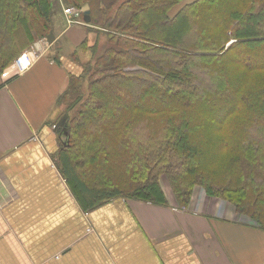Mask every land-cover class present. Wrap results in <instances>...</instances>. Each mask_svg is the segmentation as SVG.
Returning a JSON list of instances; mask_svg holds the SVG:
<instances>
[{"label": "trees", "instance_id": "obj_1", "mask_svg": "<svg viewBox=\"0 0 264 264\" xmlns=\"http://www.w3.org/2000/svg\"><path fill=\"white\" fill-rule=\"evenodd\" d=\"M54 1L0 0V74L48 37ZM64 2L89 4L87 25L108 38L103 52L81 45L91 59L59 99L58 164L84 209L167 205L166 175L180 206L202 186L264 230V0Z\"/></svg>", "mask_w": 264, "mask_h": 264}, {"label": "crops", "instance_id": "obj_2", "mask_svg": "<svg viewBox=\"0 0 264 264\" xmlns=\"http://www.w3.org/2000/svg\"><path fill=\"white\" fill-rule=\"evenodd\" d=\"M63 15L54 43L29 49L26 71L0 74V264H264V230L201 188L186 208L167 193V205L114 198L84 209L58 164L66 137L55 126L70 57L93 29Z\"/></svg>", "mask_w": 264, "mask_h": 264}, {"label": "rangeland", "instance_id": "obj_3", "mask_svg": "<svg viewBox=\"0 0 264 264\" xmlns=\"http://www.w3.org/2000/svg\"><path fill=\"white\" fill-rule=\"evenodd\" d=\"M188 1H191V0H184V3H187ZM66 7H68V5L64 2V0H55L53 2L52 11H51V17H52V20H53L54 25H58V24L63 25L64 24L65 26H67L65 18H64V22L62 21V18L64 17L63 10ZM176 10L177 9H175L174 12ZM69 17L72 18L71 15ZM86 36H87L88 44L90 46H92V45H94L95 43L98 42V46H99V51L98 52H103L106 49V47L108 46V38H107V36L104 33H100L99 34L96 31L90 30V31H87L86 32ZM38 41L48 42L47 38L38 39L34 44H32L31 46H29V48L25 49L24 51H27V50L31 49L32 47H35V44L38 43ZM66 42L68 43L67 44L68 45V49H69L70 54H71L75 50V48H74V46L72 45V43L70 42V40L67 37H66ZM80 52L82 54L79 55V57H80L79 61L74 62L76 59H74L73 57H70L71 61L75 63L74 64V68H76L75 71L76 72H79V73H81L83 71L82 70V67L80 66L81 65L80 63H86V62H88L91 59V56H92L91 55V53H92L91 50H89L87 53H85V52L83 53V50L81 49ZM87 83L88 82H87V79H86L85 84H84V90L86 92H87V85H88ZM161 185H162V188H163L165 194L167 195V193H168L169 196L173 197L174 200L176 201L178 207H180V208H186V207H182V206L179 205L178 200H177V198L175 196V193H174V191L172 189V186L170 184V180L167 178L166 175H163L161 177ZM195 188H201V189H203L204 192H206L205 189H204V187H202V186H195ZM208 196H210V195H208ZM210 197H212V196H210ZM235 214L237 216H240V217L244 218V219H246V218L251 219L250 216H248V215L246 216L244 214L241 216L236 211H235ZM253 223H255V222H253Z\"/></svg>", "mask_w": 264, "mask_h": 264}, {"label": "built area", "instance_id": "obj_4", "mask_svg": "<svg viewBox=\"0 0 264 264\" xmlns=\"http://www.w3.org/2000/svg\"><path fill=\"white\" fill-rule=\"evenodd\" d=\"M64 12L68 16L71 15V16L75 17V18L69 20V22L72 23V22L77 21L76 18L80 17L82 10L68 6L64 9ZM32 49H33L32 51L38 50L37 47H32ZM32 62H33V59L31 56V50H29V51L27 50V51H24L18 58H16L14 64L17 66L19 72H24L32 65ZM235 217H236V219L238 218L242 221H247V222H250L251 224H255V223H253L254 221L249 219V218L244 219L240 216H237L236 214H235Z\"/></svg>", "mask_w": 264, "mask_h": 264}, {"label": "water", "instance_id": "obj_5", "mask_svg": "<svg viewBox=\"0 0 264 264\" xmlns=\"http://www.w3.org/2000/svg\"><path fill=\"white\" fill-rule=\"evenodd\" d=\"M83 13H84V22L85 24H90L92 21L91 18V10H90V6L89 4H86L83 9H82ZM47 40L50 44H53L55 41V35L54 32L51 31L50 34L47 37ZM68 124V114H64L61 118V120L56 124L55 128H59V127H64L65 128V141L69 136V131L66 129Z\"/></svg>", "mask_w": 264, "mask_h": 264}]
</instances>
